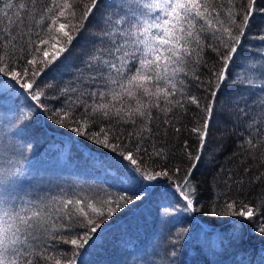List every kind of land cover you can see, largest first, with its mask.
<instances>
[{
  "label": "snow or ice",
  "instance_id": "obj_1",
  "mask_svg": "<svg viewBox=\"0 0 264 264\" xmlns=\"http://www.w3.org/2000/svg\"><path fill=\"white\" fill-rule=\"evenodd\" d=\"M103 3L0 0V264H47L50 259L55 264H62V259L64 264H77L78 257L97 246L96 237L106 220L153 193L160 197L157 216L162 228H175L163 237L167 241L164 264H175L189 237L202 248L219 252L239 246L243 239L244 221H229L226 233L212 237L198 227L193 236L189 227L176 228L173 223L183 215L243 217L253 225L252 232L264 237V201L252 206L230 198L233 188L237 195L246 196L252 185L264 184V172L247 184L244 176L237 180L236 174L229 173L225 190L213 191L201 207H197L198 186L192 178L216 115L226 108L234 109L226 115L233 128L240 129L235 133L241 140L238 149L250 155L264 149V35L259 36L257 50L241 56L246 34L256 13H264V4L260 0H108L101 12ZM97 12L101 26L93 45L73 79L58 95L48 96L47 89L54 85L44 77L62 61ZM59 18L65 22L55 32L66 42L57 39L60 46L53 44L55 50L49 54L40 45L48 43ZM207 49L215 53L211 65L205 60ZM225 88L231 89L227 97ZM46 100L56 101L59 107L50 108ZM190 105L196 110L191 132L198 147L193 155L185 141L190 167L182 170L170 165L162 149L149 154L143 141L148 139L145 133L153 134L161 114L163 124L171 125L170 114L192 111ZM43 113L53 125L109 150L110 160L91 152L89 159L112 183L105 181L106 187L93 196L80 195L84 189L49 194L35 187L36 177L25 166L30 160L26 152L35 145L30 128ZM99 119L109 125L93 131ZM112 121L133 126L127 133L129 142H124L123 130H113ZM132 140L134 149L129 146ZM144 154L161 163H149ZM260 164L264 167V159ZM243 171L251 176L250 168ZM61 244L72 248L60 249ZM233 260L234 264H264V252L254 262L249 252L241 250Z\"/></svg>",
  "mask_w": 264,
  "mask_h": 264
},
{
  "label": "trees",
  "instance_id": "obj_2",
  "mask_svg": "<svg viewBox=\"0 0 264 264\" xmlns=\"http://www.w3.org/2000/svg\"><path fill=\"white\" fill-rule=\"evenodd\" d=\"M58 2L62 3V0H58ZM75 2L76 0H69V3ZM260 2L264 4V0H260ZM107 3L108 0H104L101 12ZM35 19L39 21L40 17L37 16ZM48 22L50 23V21ZM61 22H65L64 18L58 19L51 37H47L48 43L40 45L42 49L47 48L49 54L55 50L52 47L53 44H56V47L60 46L57 39L60 40V43L66 42V37H61L55 32V28ZM252 23L254 26L246 34L245 47L241 50V56H246L260 47L259 36L264 35V31H261L264 29V13L257 12ZM100 26V12H97L96 16L91 17L87 22L86 30L74 38L70 51L63 54L62 61L55 63L54 70L49 72L47 77H44L49 84L54 85L47 89L48 96L58 95L63 86L73 79L76 68L81 65L85 53L93 45L94 33L99 31ZM40 55L43 58L42 53ZM214 59L215 53L211 49H207L205 60L211 65ZM255 62V60L250 61V63ZM236 71L239 73L240 69H236ZM230 94L231 89L225 88L224 97ZM45 102L50 108L59 107V104L54 100H46ZM190 108L192 111L187 113L177 110L175 115L170 114L171 125L163 124L164 116L161 114L160 121L154 122L153 134L149 136L145 133L144 135L148 136V139L143 141V146L149 154L156 149H162L169 158L170 165L173 168L180 166L182 170L190 167V161L185 153V141H187L188 150L193 155L196 154L198 147L196 136L191 132V128L195 126L196 110L194 105H190ZM226 112H234V109L226 108L225 111L216 115V124L207 139L204 154L193 171L192 178L198 186L200 200L197 207L204 206L212 197L213 191L223 192L225 190V181L229 173L236 174L237 180L244 176L247 184L252 177L264 172V167L260 164L261 159H264L262 156L264 149H257L252 155L243 149H238L237 146L241 140L237 139L235 133H238L240 129L233 128V123ZM47 115V113L41 114L30 128V139L35 141V145L31 151L26 152L30 160L26 161L25 166L36 177V181L33 182L35 187L49 194L58 193L61 189L78 192L80 189H84L80 195L93 196L98 188L106 187L105 181L112 183L111 179L105 176L102 171H98L92 166L89 159V152H91L110 160L112 154L109 150L94 145L83 137H77L68 129H61L59 126L53 125L47 120ZM101 124L107 127L109 122L99 119L97 126L92 130L99 131ZM111 124L116 133L123 130L124 142H129L127 133L134 130L133 126L119 124L115 121H112ZM139 127V125L136 126L137 129ZM177 128H180L181 131L177 132ZM155 133L159 134L156 135ZM135 143L136 141L132 140L129 146L134 149ZM144 158L149 160V163L153 161L156 164L161 163L159 158L154 155L149 158L148 154H144ZM244 168H250L251 176L244 174ZM230 198L238 199V201L243 200L252 206L261 204L264 201V184L257 182L252 185L246 196L243 193L237 195L235 188H233ZM159 199L157 193L147 195L142 202L129 205L106 220L96 237L95 244L97 246L78 257L77 264H146V261L149 260L155 261V264H164L167 258L163 250L167 246V241L163 237L167 235L169 228L172 231H175V228H172V225L162 228L157 216ZM223 199L224 197L221 196V201ZM237 210H239V203ZM234 220L244 221L246 225L239 246L219 252L211 248H202L201 245L193 241L192 237H189V242L183 244L182 254L175 264H234L233 257L236 252L241 250L249 252L255 262L258 254L264 252V237L252 232L253 225L245 221L243 217H211L205 216L201 212L191 216L183 215L177 218L178 222L174 221L173 223H175L176 228L189 227L193 236L196 235L198 227H203L206 229L208 237H212L217 232L226 233L231 227L229 221ZM123 241L129 242L133 247H125ZM59 247L60 249L72 248L70 244H61ZM68 256H71L70 251ZM47 264H55V259H50ZM62 264H64L63 259Z\"/></svg>",
  "mask_w": 264,
  "mask_h": 264
}]
</instances>
